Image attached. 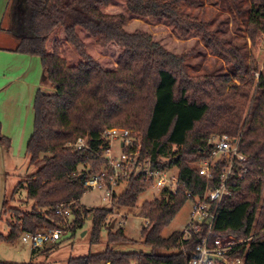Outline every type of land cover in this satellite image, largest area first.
<instances>
[{
    "label": "trees",
    "instance_id": "obj_1",
    "mask_svg": "<svg viewBox=\"0 0 264 264\" xmlns=\"http://www.w3.org/2000/svg\"><path fill=\"white\" fill-rule=\"evenodd\" d=\"M250 2L248 37L256 47L264 38V0ZM23 5L28 22L17 30L24 37L14 52L41 59L53 93L36 96L34 131L27 147L36 172L20 181L14 193L25 189L33 209L23 212L5 201L2 215L12 214L13 221L8 222L9 235H0V245L25 234L64 230L69 220L58 216L56 208L71 205L72 231L90 220L91 244L100 243L103 229L108 239L102 253L72 258L68 264H190L199 255L206 226L188 240L183 232L164 238L162 231L189 202V194L201 195L207 188L206 179L189 163L209 157L213 136H227L240 138L247 173L235 179L231 194L222 199L210 238H252L231 257L264 264V64L262 71L255 60L247 65L239 48L215 37L209 23L181 12L183 5L201 6V0H23ZM114 7L122 10L113 11ZM128 19L161 22L186 41L198 36L211 55L235 67L236 75L189 76L186 64L194 49L174 53L150 33L128 29ZM21 20L19 16L18 29ZM112 128L139 134L141 158L153 167L178 169L177 193L165 191L141 209L148 222L141 232L142 244L150 254L115 251L113 245L133 242L124 228L114 232L111 223L107 228V219L114 208H135L151 181L130 179L126 191L114 196L112 208L89 209L80 203L89 191L87 180L104 164L99 156L109 143L103 135ZM78 139L88 148L77 151L73 145ZM11 145L0 123V147L10 150ZM222 169L215 172L212 187L218 185Z\"/></svg>",
    "mask_w": 264,
    "mask_h": 264
},
{
    "label": "rangeland",
    "instance_id": "obj_2",
    "mask_svg": "<svg viewBox=\"0 0 264 264\" xmlns=\"http://www.w3.org/2000/svg\"><path fill=\"white\" fill-rule=\"evenodd\" d=\"M201 1L202 5L196 8L183 5L181 7V12L209 23L210 29L215 33V37L225 40L229 45L238 47L245 58L246 64L249 65L252 60H255L259 71H262L264 64V38L256 47H253L248 37V22L251 8L250 0H216L212 4H208L206 0ZM121 10L122 8L120 7L113 8V11L118 12ZM24 15H26V13ZM24 17L25 16L22 17L19 25L20 29L15 27V30H21V27H25L28 21L27 17ZM126 27L130 30L140 29L150 33L156 41H160L174 53L182 54L188 50L194 49L195 54L186 64V70L189 76L236 75L235 67L228 66L222 58L211 55L205 42L196 35L192 36L190 41L182 40L161 22L144 23L128 19ZM88 45L91 52L95 54L93 45H91L90 42H88ZM106 60L108 61V59ZM235 82L238 83L237 81ZM51 93H53L52 88ZM114 153L115 156H119L120 144L117 142L114 143ZM18 165V173L9 172V187L11 185L13 186V184L17 186L20 181L36 172V169L29 163V156L23 157ZM82 169L83 168L80 167V171ZM171 174L175 176L178 175V169H173ZM127 187V183H123L119 187L118 193H123L126 191ZM10 192L11 193L8 195L10 208L19 209L23 212L32 211L34 204L28 202L25 189L18 190L14 195V200H11L12 191ZM102 198L103 192L100 190H89L81 199L80 203L82 206L89 209L112 208L109 203L103 202ZM160 198V195L150 188L139 196L135 208L113 209V214L107 219V228L110 223L115 224V227L111 229L114 232L121 227L124 228L125 235L133 242L129 244L113 245L112 247L115 251L122 253H151V249L142 244L141 232L142 229L147 226V221L141 217L140 213L145 203ZM192 207V202L186 203L172 222L162 231V237L168 238L174 232H187L191 221ZM10 221H13L12 214L3 216V222L0 228L1 234L4 231L7 236L9 235L8 222ZM72 222L73 218L69 219L68 224L70 226H64L60 241L56 243L48 241L42 248H38L35 253L32 252L31 245H25L23 243L22 238L17 240L13 245H4L1 252V262L16 264H68L69 260L72 258L86 257L89 254H99L106 249L108 239V231L106 229H103L101 232L100 243L92 245L91 221H86L82 228H78L75 231L71 229ZM123 222H125V226L122 225ZM15 247H18V249L21 248V254L17 257H12L10 253L14 251Z\"/></svg>",
    "mask_w": 264,
    "mask_h": 264
},
{
    "label": "built area",
    "instance_id": "obj_3",
    "mask_svg": "<svg viewBox=\"0 0 264 264\" xmlns=\"http://www.w3.org/2000/svg\"><path fill=\"white\" fill-rule=\"evenodd\" d=\"M105 141L109 143L108 148L103 150L99 159L104 160V164L96 174L87 180L85 186L89 190H100L103 192V202H107L113 207L115 195H119L118 189L123 183H127L133 177H144L151 181V188L160 197L167 191L169 194H176L179 189L178 175H172L173 170H162L152 166L150 160L141 158L142 142L139 134L132 130L112 128L103 135ZM120 144L119 156L114 154V143ZM210 144L214 146L209 157L192 161L189 165L196 168L199 174L208 182L207 188L201 195L189 194V202H192L191 221L183 239L188 240L193 234H199L204 226L207 228V236L197 248L198 257L190 264H245L244 259L233 258L231 254L248 240H238L233 236H217L211 239V232L216 220L219 205L224 196L230 195L231 185L235 179H243L247 169L243 163L247 157L239 150L240 138H229L227 136H213ZM77 151L88 148L83 139H78L73 145ZM235 163L239 164L235 169ZM218 185L211 186L215 177V172L221 168ZM234 185V184H233ZM56 214L64 219L73 218L71 205H59ZM125 226V222L122 223ZM148 225V222H147ZM63 230H54L39 233L36 235L25 234L22 241L26 245H31L32 250L42 248L45 243L51 241L56 243L61 240Z\"/></svg>",
    "mask_w": 264,
    "mask_h": 264
},
{
    "label": "crops",
    "instance_id": "obj_4",
    "mask_svg": "<svg viewBox=\"0 0 264 264\" xmlns=\"http://www.w3.org/2000/svg\"><path fill=\"white\" fill-rule=\"evenodd\" d=\"M26 11L23 0H0V123L3 135L12 142L10 150L0 147V228L4 203L9 201L10 191L13 197L16 189V184L9 187V172L18 173L19 162L28 156L27 147L35 125L36 96L38 92L51 93L41 59L14 52L24 37L15 30L17 19L19 16L22 19ZM0 235L7 237L4 231ZM14 243L0 245V259L3 246ZM10 254L19 256L21 248L15 247Z\"/></svg>",
    "mask_w": 264,
    "mask_h": 264
},
{
    "label": "water",
    "instance_id": "obj_5",
    "mask_svg": "<svg viewBox=\"0 0 264 264\" xmlns=\"http://www.w3.org/2000/svg\"><path fill=\"white\" fill-rule=\"evenodd\" d=\"M113 228H114V224L111 225V229H113Z\"/></svg>",
    "mask_w": 264,
    "mask_h": 264
}]
</instances>
